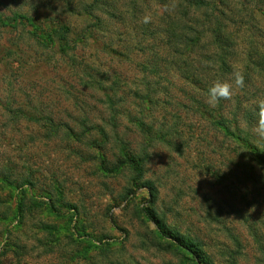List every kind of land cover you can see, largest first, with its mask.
<instances>
[{"label":"rangeland","instance_id":"rangeland-1","mask_svg":"<svg viewBox=\"0 0 264 264\" xmlns=\"http://www.w3.org/2000/svg\"><path fill=\"white\" fill-rule=\"evenodd\" d=\"M67 1L0 0L5 15L18 9L43 27L67 25L75 43L62 53L56 40L48 47L32 40L30 27L0 30V174L31 172L35 185L29 193L41 200L47 193L57 198L52 188L60 184L63 202L52 214L35 209L17 229L15 223L0 225V264H179L172 252L186 251L169 247L178 242L168 230L197 243L205 264H264V184L248 177L245 152L209 123L206 111L215 115L220 107L247 132L246 115L235 118L234 105L237 99L240 106L253 101L261 82L245 79L243 90L233 86L232 99L212 107L209 87L231 77H205L196 65V88L175 65L161 62L152 73V52L160 61L168 59L159 37L150 35L162 22L156 0H137L134 15V0H110L116 16L101 6L95 16L102 28L90 27L91 36L83 34L81 42L75 40L95 17L85 18L76 0ZM227 3L233 21L242 22L232 26L239 33L235 58L244 59L251 47L264 52V0ZM145 15L153 24L143 22ZM98 84L104 90L116 84L115 92H103ZM106 93L118 115L115 132L121 141L138 155L147 149L141 175L102 174L100 161L90 157L89 146L100 139L94 129L108 136L114 130ZM146 93L156 101L149 112L142 101ZM141 115L150 127H162V136L172 133L168 143L155 140L148 147L133 122ZM255 124L256 117L248 129ZM50 129L56 133L50 135ZM82 129L90 133L78 141ZM115 152L110 140L104 155L114 162ZM66 206L76 208L71 223ZM151 208L160 227L145 216ZM42 222L53 231L42 229Z\"/></svg>","mask_w":264,"mask_h":264},{"label":"trees","instance_id":"trees-1","mask_svg":"<svg viewBox=\"0 0 264 264\" xmlns=\"http://www.w3.org/2000/svg\"><path fill=\"white\" fill-rule=\"evenodd\" d=\"M72 2L73 0H68ZM77 5L82 11L83 15L87 19H92L95 17L94 21L89 23V26L85 27V30L78 36L75 41L81 42V39L84 35L91 36L92 31L90 27L96 29L102 28V22H100L96 16V11H101L100 7L104 4L107 6L105 13L110 14L112 17L116 16V10L114 6L110 4V0H76ZM133 12L139 13L137 10V0H134ZM262 1V0H256ZM158 3V17H161V25L158 26L153 32H150V35H156L159 37V43H161L163 49H165L166 55L168 57L160 61L156 52L151 53L150 63L152 66V73H154L157 65L159 63H166L167 65L176 66V69L184 75L185 79L191 81V85L196 88L199 87L196 76V65H201L200 69L202 73L207 77V74L218 76V79H225V77H231V73L234 69H239V62L241 67L244 68L245 79L253 78L255 81L258 79L262 86H264V52L262 50L250 48L247 52L244 53L245 58L238 60L235 58L239 54V47L237 46V39L239 33L236 29H232V26H235L237 22L238 27L242 26V22H234L230 13L229 4L227 0H156ZM68 6V5H67ZM69 7V6H68ZM109 10H113L110 12ZM176 11V15L169 14L170 11ZM244 11V9H243ZM243 13V12H241ZM159 23V22H158ZM147 24H153L152 21H149ZM45 25V24H44ZM22 26L24 28L30 27V30L27 31V34L32 40H35L38 44L48 47L49 44L53 43L56 40L59 44L62 53H65L71 47V44H75L69 38L70 28L65 24H58L55 26H50L49 28L41 26L33 15L26 14L18 9L10 12L9 16L0 12V30L5 28H18ZM84 34V35H83ZM239 40V39H238ZM155 48L151 47V51H154ZM197 63H196V59ZM251 72L254 73V76H251ZM256 87V92L252 95L258 94L253 98V101L246 103V105L240 106V102L237 99V102L234 105V115L235 118L246 115L247 122L246 126L253 125L255 120V106L256 102L259 99H264V94L260 92L261 86ZM100 85L101 90L111 91L110 93L115 92L116 84L109 86L104 90L102 84ZM203 89V86H202ZM243 90V89H242ZM106 93L105 98L108 105L111 103L110 96ZM154 95V94H153ZM258 97V98H257ZM139 99V98H138ZM143 105L146 111L148 112L156 107L155 98L152 97L150 93L144 95ZM220 105V102L218 103ZM251 108H254V112H251ZM109 109L111 111V116L109 121L112 123V128L114 129L111 136H108L103 129H94L96 133L99 134L100 139L94 140L91 143L90 150L94 153V156L90 155L92 159L99 160V172L102 174H123L124 172H135L138 175H141L140 172L144 163L147 161L148 153L147 149H143L141 155L136 154L131 151L127 144L121 141L120 136L115 132V126H118L117 122V113L115 115V110L110 104ZM209 113V123L213 127H217L222 130L225 135L231 137L234 142L238 143L239 149H242L246 154L244 159L247 161L248 177L252 174L253 179L261 180V184H264V144H259L260 142L253 139L251 130L253 129H244L247 132L243 131L240 126H238V121L228 120L224 116V112L221 111V108L218 107V111L215 112V115L212 114L211 110H206ZM142 115L140 118H133L136 126L139 128V131L142 133L143 137L146 138L148 147L153 141H159L160 143H168L166 140L172 134H166L167 136H162L161 132L163 128H153L148 124L144 123ZM37 120L36 118H32ZM39 121V120H38ZM251 123V124H250ZM248 124V125H247ZM50 135H54L56 130H49ZM90 133L82 129V133L79 134L77 140L80 141L85 137V134ZM156 134V135H154ZM68 135V134H67ZM67 135H64L67 137ZM155 137H154V136ZM71 136V135H70ZM68 136L67 138L71 140L72 137ZM153 136V138H151ZM110 140L114 141L115 153L113 154L114 162H110L104 155L105 146L109 143ZM95 147V148H94ZM95 149V150H94ZM208 167V166H207ZM257 169V170H256ZM256 170V171H255ZM209 173L214 178H219L213 170L208 167ZM257 171L259 175H256ZM100 172V173H101ZM25 175V174H24ZM31 172L26 173L25 176L15 174H0V193L3 192L5 195L0 194V225H13V229L20 227L22 220L26 216H30L35 209L45 211V214H52L53 210L62 205V199L60 196L62 194V187L60 184L55 185L52 189L56 193L57 198L52 196V194H45V200L36 199L33 195L29 193L30 188L34 187V181L31 178ZM149 187L151 195L153 191V185L151 182H146ZM66 211L70 214L69 222L73 220V215L76 213V208L74 206H66ZM73 211V212H72ZM155 210L151 208L147 214H145L148 221L153 220L157 222L158 227V218L155 216ZM42 229L48 231L52 230L51 225L45 224L42 222ZM160 229V228H159ZM170 236L173 238L176 244H170L169 247L176 248L177 251H186V252H172L178 259L179 264H205V258L200 257L199 246L195 242H191L188 239L183 237H178L176 234H172L169 230L167 231ZM167 233V234H168ZM6 234V232H5ZM8 234V233H7ZM78 253V252H77ZM102 255L107 254V252H101ZM195 254V255H194ZM193 258L191 259V256ZM231 264V263H230Z\"/></svg>","mask_w":264,"mask_h":264},{"label":"clouds","instance_id":"clouds-1","mask_svg":"<svg viewBox=\"0 0 264 264\" xmlns=\"http://www.w3.org/2000/svg\"><path fill=\"white\" fill-rule=\"evenodd\" d=\"M150 21V16L145 15L144 23ZM233 86L243 89L245 87V75L241 69H234L229 81H216L208 89L207 103L215 107L220 100H231ZM256 124L253 129L255 135L264 140V99H259L255 106Z\"/></svg>","mask_w":264,"mask_h":264}]
</instances>
